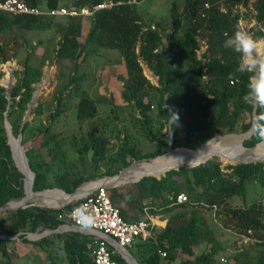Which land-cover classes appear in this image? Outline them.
<instances>
[{
	"label": "trees",
	"instance_id": "1",
	"mask_svg": "<svg viewBox=\"0 0 264 264\" xmlns=\"http://www.w3.org/2000/svg\"><path fill=\"white\" fill-rule=\"evenodd\" d=\"M24 1L30 6L49 8L59 6L58 0ZM101 1L103 0H74L71 5L64 6H90ZM113 1L120 2V4L113 9L99 11L88 20L90 29L83 45H80L79 41L82 28L81 18H65L64 24H57L60 33L54 55V60L57 63L68 61L73 64L74 71L77 72L79 64L85 60V56L93 53V51H86L90 46L116 50L122 57L126 71V78L123 79V89L120 94L121 100L136 107L142 116H145V111L150 108L144 104L143 99L149 94L148 90L152 89L159 93L158 106L161 118L167 120L173 114L182 115L187 135H191L192 131L197 133L206 131V134L212 137L221 130L231 132L244 113H248L251 119L245 123L243 130L246 132L250 129L254 109L245 104L242 97L247 92L251 74L237 73L235 70L240 63V55L223 47L225 39L238 29L243 30L239 25L241 19L239 12H234L230 7L237 5L247 7L250 0H184L183 16L177 13L175 5L172 4L169 32L160 22L155 23L154 30H150L148 22L145 21L139 20L142 25H138L136 22L139 18L134 14L132 8L133 0ZM220 1H223L228 7L226 14L219 11ZM262 2L259 6L254 5L258 13L257 20H264V0ZM204 4L210 5V9L205 12H203ZM202 14H204L203 17ZM183 18L187 20L185 25ZM51 19L37 16H12L0 12V31L9 30L13 26L27 31L45 30L52 26ZM181 30L183 35L178 37L177 34ZM164 31L166 32L165 43L162 42L161 35ZM257 33L261 36L258 31ZM201 42L205 45V50L198 56L197 51ZM175 60L187 61L190 71L198 79L199 90L180 80V75L174 67ZM6 61L8 60H3V62ZM141 62L158 77L160 88L150 84L143 73ZM21 72L22 78H18L9 99L5 95V89L0 86V207L12 199L23 197V181L25 179L24 175L13 165L1 122L3 114L6 113L9 119L13 111H17L22 119L28 111V105L34 93L33 84L39 82L42 77L41 69H33L28 65H24ZM230 74H232L231 78ZM73 81L77 82L78 79L75 78ZM60 95L61 91H59L57 100ZM77 110L78 118L81 120L93 119L96 114V106L93 101L83 95ZM30 114L40 115V107L32 108ZM60 115V108L57 107L50 114L48 120L53 123ZM11 128L13 129V125ZM36 133V136H42L44 148L50 144L55 145L53 138L46 136L49 133L47 126L38 129ZM258 143L260 142L252 135L243 144L246 148H253ZM90 144L92 160L96 163L104 158L107 143L97 136H92ZM161 154V151L157 150L150 156L138 159H153ZM26 155H28L27 152ZM28 165L35 175L33 191L44 190V173L40 172L39 166L35 167L31 161H28ZM263 167L262 163L239 164L229 167L230 173L223 174L219 165L213 164V161H207L193 169L181 168L178 171H169L159 179L155 176L145 177L137 182L135 184L138 193L136 202L139 205L147 199L159 201L157 205L152 202L143 205L141 214L145 207L149 209L152 216L153 214L159 216L176 209L182 210L171 216L163 228L154 229V239L149 241L153 242L154 248L147 259V264H157L158 249L165 252L166 258L172 262L175 260L176 253L192 257L194 249L202 244L210 246L209 252L196 256L194 261L189 264H215L213 248L217 244V239L203 215L205 209L211 208L222 212L230 220L233 228L237 230L238 235L251 230L253 237L262 240L248 242L250 245L261 247L259 257L252 263H249L247 257L241 254L236 256L235 260L244 264H264V205L261 202L250 204L246 202L249 184L259 181L264 185ZM85 181L83 179L74 180L71 188L63 189L66 193L71 194ZM186 192H190L191 195ZM165 193L171 194V196H167ZM181 193L187 195L188 201L177 205L175 199ZM108 194L111 202L115 198L123 199L122 193H116L113 189L109 190ZM232 197H238L243 202V206L229 207L227 200ZM80 202H72L60 210L31 206L10 211L11 213L5 211L0 215V236L16 235L26 229L28 222L30 225L26 229L28 234L35 233L41 223L43 230L54 231L65 224V221L60 219L57 214L72 209ZM117 209L120 216L127 221L139 220L131 219L122 207L118 206ZM4 214L7 217H4ZM80 235L72 233L73 239L70 243L65 244L68 255L75 256V259L68 256L71 259L70 263L93 264L89 254L92 248L91 246L86 248L87 239L79 240L78 236ZM19 238H23V236ZM47 240V238H42L33 244L42 246L47 243ZM22 242L29 243L26 239ZM6 243V239L0 238V260L6 258L8 264L12 259L7 252ZM117 260L123 262L121 259Z\"/></svg>",
	"mask_w": 264,
	"mask_h": 264
},
{
	"label": "rangeland",
	"instance_id": "2",
	"mask_svg": "<svg viewBox=\"0 0 264 264\" xmlns=\"http://www.w3.org/2000/svg\"><path fill=\"white\" fill-rule=\"evenodd\" d=\"M73 1L58 0L57 4L59 6L71 5ZM262 3V0H250L247 7L254 8V5L259 6ZM172 4L175 5L177 13L183 16L184 0H141L140 2L136 0V3L132 4V8L134 14L139 18L138 21L148 22L149 25L160 22L169 32L171 29L170 9ZM245 17H248V14ZM51 20L53 21L52 26L45 30L27 31L13 26L9 30L0 31V86L5 89L7 99H9L11 91L15 88L18 78H22L20 73H22L24 65L42 71L40 81L33 84L34 93L38 92L37 102L33 108L40 107L41 114L36 115L26 112L21 119L18 112L13 111L9 119L7 114L4 113L1 122L4 129V118L6 117L9 125L11 123L10 127L13 125V129L11 128V132L14 130L12 132L13 137L17 138L20 135L21 146L25 151L27 160L31 161L35 167L39 166V171L45 175L44 190L57 189L65 192L63 188H71L74 180L83 179L86 180L84 183H89L105 177L116 176L126 170L128 166L134 163L137 165L141 161L138 158L150 156L157 150L161 151L160 156L166 155L150 163L166 160L173 154L178 155L189 152L185 150L178 151L179 149L195 150L206 144L207 146L202 149L204 151L219 144L225 137L241 136L247 132H244L243 126L251 119V116L244 113L231 132L221 130L212 137H209L206 131L199 133L192 131L191 135H187L182 115H178L179 119L176 122L174 119L170 120L171 117L167 120L161 118L158 106L159 93L152 91V89L148 90L149 94L143 99L144 104L150 108L145 111V116H142L136 107L121 100L120 94L123 89V79L126 78V71L120 53L116 50L90 46L86 51H93V53L86 55L83 62L79 60L81 62L79 69L75 72L72 63L68 61L57 63L54 60L57 42L60 39L57 24H64L66 20L60 18H52ZM183 23L184 25L187 24V20L184 18ZM250 24L251 21L245 19L241 22L240 27L244 31L249 29L246 32L254 40L264 41V37L257 33V29H251ZM89 29L90 22L88 20L82 21L81 36L79 37L80 45L84 44ZM165 34V31L161 34L164 43ZM182 35L183 31L181 30L177 36L182 37ZM260 51L262 52H259L260 58L264 59V44H261ZM170 58L172 59V56ZM4 59L8 61L3 62ZM141 65L143 73L150 84L153 87L160 88L158 77L143 62H141ZM174 67L182 82L194 87L196 90L200 89L198 79L190 71L187 61L179 62L175 60ZM11 71H13L12 75ZM75 78L78 79L77 82L73 81ZM38 85H41L40 89H37ZM59 91H61V95L57 100ZM82 95L92 100L96 106V114L93 119L81 120L78 118L77 109ZM57 107L60 108L61 115L51 123L48 117ZM24 126L25 130L23 131ZM44 126L49 128V133L46 136L53 138V143H55V145L50 144L46 148L42 146V136H36L37 130ZM4 136L6 137L5 129ZM92 136H97L107 143L104 158L96 163L92 160L90 144ZM242 145L245 147L244 144ZM263 146L264 143L254 150ZM26 152L28 155H26ZM209 161L219 165L223 174L231 172L229 167L242 164L232 160L224 161L217 154ZM13 165L15 166L14 162ZM134 181H122L121 185L118 184L119 186L114 187L113 190L116 193H122L123 199H111L114 206L117 208L118 206L122 207L131 219H140L144 217L140 212L143 205L151 202L157 205L159 201L147 199L139 205L136 202L138 199L136 183H131ZM57 193L48 192V195L42 196L40 199L47 205H58L60 199ZM186 194L191 195L190 192H186ZM246 194L247 204L261 202L264 205V185L260 184L259 181L249 184ZM165 195L171 196L168 193H165ZM227 203L232 208L243 206V202L238 197L228 199ZM31 206L48 209L35 205H30L28 208ZM10 211L8 212L11 213ZM181 211L176 209L164 213L162 214L163 217H159V219L168 220ZM62 214L63 212H60L57 216L61 219ZM4 215V217H7L6 214ZM203 215L217 239V244L213 248L215 264H244L235 260V257L240 254L246 256L249 263L259 257L261 247L243 241L237 230L233 228L230 220L222 212L211 208L205 209ZM156 217L153 214L152 218L155 219ZM41 225L32 234L49 231L43 230ZM29 227L28 222L26 229ZM26 229L14 236H9H16L14 240L6 239V249L12 259L8 264H71L69 257L75 259L74 255H68L65 244L70 243L73 239L72 233L79 232L64 231L47 235L44 237L48 239L47 243L38 246L33 243L40 239H28ZM79 234H81L78 236L79 240L83 241L84 238L88 240L86 248H89L91 246L90 238L82 233ZM20 236H23V238H19ZM24 239L28 240L29 243H23ZM145 245L150 250H144L152 253L153 242H146ZM209 250V245L202 244L194 249L192 257L176 253L175 260L177 264H189L194 261L196 256L208 253ZM17 253L20 254V258H18ZM220 259H224L226 262H220ZM163 260L161 261L163 264H170L167 258H163ZM0 264H7L6 258H1Z\"/></svg>",
	"mask_w": 264,
	"mask_h": 264
},
{
	"label": "built area",
	"instance_id": "3",
	"mask_svg": "<svg viewBox=\"0 0 264 264\" xmlns=\"http://www.w3.org/2000/svg\"><path fill=\"white\" fill-rule=\"evenodd\" d=\"M135 3V0H133ZM120 2L113 0H103L100 3L90 6H57L49 8L46 6H30L24 0H2L0 1V12L12 16H37L47 18H81L82 21L89 20L97 12L110 10L119 5ZM234 12L238 11L241 19L239 25L245 19L251 21L250 28L257 31L264 37V20H257V11L252 7H243L237 5L230 7ZM210 9L209 4L203 5V12ZM219 11L222 14L228 12V7L219 2ZM248 14V17L245 15ZM204 14H202V17ZM142 25L141 21L136 22ZM150 30H154V25H149ZM147 30V29H144ZM249 30V29H248ZM246 30V31H248ZM205 50V45L201 42L200 48L197 51L200 56ZM90 183V182H89ZM109 189L104 185H99L88 191L79 200L77 206L70 210L63 211L61 219L65 221V227L77 228L81 232H89L93 238L91 244V260L93 264H129L127 261L128 249L135 243H146L154 239V229L158 226L153 220L150 211L147 207L143 208V219L127 221L123 219L118 209L112 204L109 194ZM188 201L186 194L181 193L176 196L175 204L181 205ZM75 202V201H74ZM83 207L87 212H90L95 217L94 225L86 227L83 222L74 214V210ZM215 209V208H214ZM245 242H260L261 239L253 237L251 230L239 235ZM160 258H166V253L157 250ZM116 257H120L123 262H119ZM220 262H226L220 259Z\"/></svg>",
	"mask_w": 264,
	"mask_h": 264
},
{
	"label": "bare ground",
	"instance_id": "4",
	"mask_svg": "<svg viewBox=\"0 0 264 264\" xmlns=\"http://www.w3.org/2000/svg\"><path fill=\"white\" fill-rule=\"evenodd\" d=\"M242 138L243 136H236V135L228 136V137L223 138L219 142V144L211 146L209 147V149H206L204 151L202 149H204L205 147L195 152L189 151V152H184L178 155L173 154L166 160H162V161H156L152 163H150L151 161L149 162L142 161V162H147V163L138 162L141 164L137 163V165H135L136 163H134L133 166L135 167L132 166L133 168L132 167L128 168L127 170H125L118 176H115L110 179L98 180L95 182L84 184L80 188V191L77 193L76 196L83 194L84 192H86V190L89 191L91 189H94L95 187L99 185L119 186L121 185L122 181H128V180L136 181L143 176H155L159 178L162 176L163 172L169 168H177L179 166H182V167L189 166L191 162L201 163L206 159H209V158L212 159L216 154L220 155L224 161L232 160L238 163H242V162L245 163L249 161L260 160L264 162V146L260 149L254 150L263 143H260L256 148L252 149L253 151H250V150L244 149L242 145ZM9 143L13 151V157L16 162V165L18 166L20 171L24 173V177H25L24 188L26 192V197L31 201V203L36 204L41 207H58L62 204H65L68 201L69 196H67L66 194L62 193L59 190L46 191L40 194H33L30 191V184L32 181V177L27 171L24 170L25 167L23 165L22 155H21L20 149L12 134L9 136ZM180 150L188 151L186 149H179L178 151ZM161 157H164V155ZM161 157H158L155 160ZM81 191H83V193H81ZM48 192H58L57 193L58 198L60 199V200L58 199L59 200L58 205L50 206L40 199L44 194H47ZM14 204H17V203H14ZM14 204L12 203L11 206Z\"/></svg>",
	"mask_w": 264,
	"mask_h": 264
},
{
	"label": "clouds",
	"instance_id": "5",
	"mask_svg": "<svg viewBox=\"0 0 264 264\" xmlns=\"http://www.w3.org/2000/svg\"><path fill=\"white\" fill-rule=\"evenodd\" d=\"M261 44H264V41L258 42L248 32L238 29L225 39L223 47L240 55V63L235 70L237 73L251 74L247 92L242 99L245 104L254 109V120L250 131L259 142L264 143V59H261L259 55ZM173 119L176 122L179 119L178 115L173 114L170 120ZM74 214L86 227L95 223V217L83 207L74 210Z\"/></svg>",
	"mask_w": 264,
	"mask_h": 264
},
{
	"label": "water",
	"instance_id": "6",
	"mask_svg": "<svg viewBox=\"0 0 264 264\" xmlns=\"http://www.w3.org/2000/svg\"><path fill=\"white\" fill-rule=\"evenodd\" d=\"M10 73H11V75H12V74H13V71H11ZM40 87H41V85H38V86H37V89H40ZM37 94H38V92H35L34 95L32 96V99H31V101H30V103H29V105H28V111H27V113L30 112V111L32 110V108L34 107V105H36V102H37V97H36V96H37ZM254 114H255V113H254V110H253V113H252V123H253V120H254ZM250 128H251V127H250ZM4 129H5V134H6V137H7V145L9 146L10 153H11V158H12L14 164H15V167L18 169V171H19L22 175H24V173L21 172L20 169L18 168V166L16 165V162H15L14 157H13V151H12V148H11L10 143H9V136L12 134V132H11V127H10V125H9V123H8V121H7V119H6V117L4 118ZM252 135H253V134L251 133L250 129H249L246 133H244L243 135H241V136H243V138H242V144H243L244 141L250 139ZM14 139H15V141H16V143H17L19 149H20L21 155H22L23 165H24V167H25L24 170L27 171V172L31 175V177H32V181H31V184H30V191H31L33 194H40V193H43V192H46V191H52V190H42V191H39V192H34V191H33L34 174L31 172V170H30V168H29L28 161H27V158H26V156H25V151H24V149H23L22 146H21V137H20V135H19L17 138H14ZM259 144H260V143H258V144H257L255 147H253V148H249V149H248V148H245V147H244V149L252 150V149L256 148ZM205 146H206V144L203 145V146H201V147H199L198 149H195V150H190V149H186V150H188V151H192V152H195V151H198V150L204 148ZM162 156H163V155H162ZM158 157H161V156H158ZM158 157H155V158H153V159H149V160H141V161H139V162H142V161H147V162H149V161H153V160H155V159L158 158ZM210 159H211V158L206 159V160H204V161L201 162V163H197V162H194V163H193V162H191V164H189V166H185V167L179 166V167H177V168H169V169H167V170H165V171L163 172V174H162L161 177L165 176L166 173L169 172V171H178V170L181 169V168H182V169H193V168H196V167H198L199 165L205 164V163H206L207 161H209ZM190 161H192V160H190ZM250 163H252V164H256V163H264V162H263V161H260V160L249 161V162H245V163L242 162V164H250ZM132 166H133V165L128 166L127 169L130 168V167H132ZM127 169H126V170H127ZM124 171H125V170H124ZM124 171H123V172H124ZM121 173H122V172H121ZM121 173H119L118 175H120ZM118 175H116V176H118ZM113 177H115V176H113ZM113 177H105V178H103L102 180L110 179V178H113ZM145 177H154V176H143V177L139 178L138 180H136V181H134V182H132V183H137V182H139L141 179H143V178H145ZM155 178H156V177H155ZM159 178H160V177H159ZM159 178H157V179H159ZM24 184H25V182L23 181V192H24V196H23V197H20V198L12 199V200L8 201L7 203H5L2 207H0V215H1L2 213H4L5 211L16 210V209H20V208H26V207H28V206H30V205L38 206V205H36V204L31 203V201L26 197V192H25ZM84 184H86V183H84ZM84 184H81L79 187H77V188L74 190V192L71 193V194H68V193H65V192L59 190V191H61L62 193H64V194H66L67 196H69L68 201H67L65 204H62V205H60V206H58V207H45V208L53 209V210H58V209H62L63 207L69 205L70 203H72V202H74V201L79 200V199L83 196V194H86V193L88 192V191H86V192H84L83 194L76 196L77 193L80 191V188H81ZM104 186H105L106 188H108L109 190H111V189H113L114 187H116V186H107V185H104ZM54 190H57V189H54ZM91 190H92V189H91ZM89 191H90V190H89ZM12 203H13V204H14V203H17V204H14V205L11 206ZM38 207H41V206H38ZM63 231H74V232H78V231H79V232H81V230H79V229H77V228L65 227L64 225H61V226H59V227H58L56 230H54V231H47V232H44V233H41V234H28L27 236H28V239H41V238L47 236L48 234H54V233L58 234V233H61V232H63ZM0 238H2V239H10V240H14V239L16 238V236H15V237L0 236ZM127 261H128L129 264H138V263L136 262V260H135V259H134L129 253L127 254Z\"/></svg>",
	"mask_w": 264,
	"mask_h": 264
},
{
	"label": "crops",
	"instance_id": "7",
	"mask_svg": "<svg viewBox=\"0 0 264 264\" xmlns=\"http://www.w3.org/2000/svg\"><path fill=\"white\" fill-rule=\"evenodd\" d=\"M260 53H262L260 50H259ZM263 55V54H261ZM102 180V179H100ZM87 191V190H86ZM81 193H83V191H81ZM48 195L47 194H44L43 196H46ZM84 195V194H83ZM66 202V201H64ZM159 217H163V215H159L157 216L155 219H153L155 221V223L157 224V228H163L167 222V220H162V219H159ZM64 232V231H63ZM69 232H72V231H69ZM79 232V231H78ZM44 233V232H43ZM79 233H82L84 234V236H87L89 237L90 239V245L92 244L93 242V238L92 236L90 235V233L87 231V232H79ZM41 234V233H40ZM48 235H51V234H48ZM46 237V236H45ZM44 238V237H43ZM88 241V240H87ZM150 250L149 247H146L145 244H141V243H135L132 247H130L128 249V253L136 260V262L138 264H147V259L149 258V255L151 254L149 251H145V250ZM17 256L18 258H20V254L17 253ZM25 258H29V257H25ZM116 259H121L120 257H116ZM161 261H164L162 258L159 257L158 261H157V264H163ZM53 264V263H52ZM170 264H177V261L174 260L172 262H170Z\"/></svg>",
	"mask_w": 264,
	"mask_h": 264
}]
</instances>
